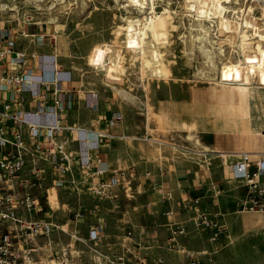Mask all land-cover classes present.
<instances>
[{
    "label": "rangeland",
    "instance_id": "1",
    "mask_svg": "<svg viewBox=\"0 0 264 264\" xmlns=\"http://www.w3.org/2000/svg\"><path fill=\"white\" fill-rule=\"evenodd\" d=\"M149 1H154L160 20L152 23L157 42L148 30L145 45H152L150 51L159 53V61L152 60L148 54L143 57L139 49H134L136 45L125 42L123 30L127 22L136 20L138 28L146 29L149 22L145 18L149 14L139 12L136 7H126L124 0H0V18L6 25L13 26L27 21L45 23L63 63L78 73L86 88L113 96L120 102L127 109L126 119L143 126L146 133L143 138L160 146L162 157L171 159L182 155L199 161L207 169L211 166L221 169L223 157L216 152L203 155L204 150L264 151V53L258 61L252 59L248 65L243 50L246 42L241 37V32L249 38L252 35L250 42L264 47V0L223 2L227 8L228 29L223 25L222 16L215 14L212 0H198L197 10L192 12L188 10L187 0ZM201 6L212 9L214 18H199L197 12ZM100 48L106 50V59L113 57L118 61L121 58L124 71L98 68L94 58ZM242 60L240 72L243 75L238 79L249 85L229 91L230 85L221 82V68ZM248 66L254 68V75L247 70ZM155 67L160 72L158 75L153 73ZM185 125L191 126L190 130ZM132 171L137 179L136 170ZM231 187L236 188V185ZM124 194L123 187L118 189L114 209L91 195L79 198L74 193L59 198L68 206L57 205L55 194L50 200L46 193L40 195L44 210L59 224L65 220L76 221L80 204L84 205L85 210L81 212L85 238L76 246L70 264L192 263L193 259L180 249L194 253L200 264L210 261L264 264V241L259 235L249 240L257 237L255 231L234 233V243L229 246L226 243L233 240L226 235L211 243V230L197 223L201 220L199 213L190 229L177 223L169 225L167 214H153L144 203L140 205L142 202L137 197L129 200L122 196ZM62 207L65 212H61ZM224 216L208 217L227 227ZM100 218L105 220L102 238L92 241L90 231ZM180 226L184 234L178 235L176 244L171 240ZM199 230H205L201 232V242L196 240L200 237ZM246 239L256 242L259 248L247 245L249 255L241 259L236 249L239 242ZM228 250L231 254H227Z\"/></svg>",
    "mask_w": 264,
    "mask_h": 264
},
{
    "label": "built area",
    "instance_id": "2",
    "mask_svg": "<svg viewBox=\"0 0 264 264\" xmlns=\"http://www.w3.org/2000/svg\"><path fill=\"white\" fill-rule=\"evenodd\" d=\"M21 35L26 36L24 32ZM0 41V264H70L76 246L63 242L66 231L44 210L37 192L45 190L50 197V187L43 184L46 164L60 176L54 187L64 186L62 177L72 170L74 161L68 151L69 135L76 132L79 140L86 138L85 130L64 124L65 115L75 104L67 87L70 73L58 69L54 56H29L16 49V38L8 30L1 31ZM31 60L37 64H31ZM47 70L53 75L48 76ZM90 95V106L96 109L97 94ZM121 119L122 115L116 113L110 124ZM104 136L98 133L91 142L93 146H98ZM80 163L91 174L90 160L82 158ZM228 169L234 179L242 180L246 190L238 201L239 209L264 214V151L241 152ZM106 172V166H101L93 174L99 177ZM135 179L132 170H115L111 178L92 181L86 190L94 198L116 206L118 189L123 187L126 197H132ZM198 204L199 199H195L186 207L196 208ZM196 211L201 219L197 223L211 230V243L227 235L225 225L199 208ZM103 228V223L96 225L89 239H101ZM182 228L174 231L171 242L177 244L178 235L184 234ZM180 251L193 259L190 264H200L194 253Z\"/></svg>",
    "mask_w": 264,
    "mask_h": 264
},
{
    "label": "crops",
    "instance_id": "3",
    "mask_svg": "<svg viewBox=\"0 0 264 264\" xmlns=\"http://www.w3.org/2000/svg\"><path fill=\"white\" fill-rule=\"evenodd\" d=\"M4 30L10 31L12 36H15L16 49L24 51L29 56L32 53L54 56L58 69L70 73L71 81L67 87L72 91L71 98L75 104L73 109L65 115L64 124L85 130L86 138L79 140L76 132L69 135L68 151L74 157V161L72 162V170L62 177L64 186L54 187V182L60 176L53 172L49 164L45 165L46 176L43 184L50 187V197L53 194L56 195L57 205L68 206L67 202L59 200L61 197H69L74 193L79 198L89 195L86 187L90 182L107 180L111 178L115 170L135 169L137 179L134 180L136 182L133 181L132 188L135 185L133 195L128 198L126 194L122 196L129 200L137 197L142 202L140 205L143 206L144 203V206L151 209L153 214H167L166 222L168 221L169 225L177 223L189 227V229L192 228L194 218L197 215L196 208H199L201 211L208 212L210 217L212 214L225 215L223 221L228 229L226 238L233 240L234 233L237 235L238 232L253 230L257 237L254 236L249 240L259 238V235L264 241V214L248 213L239 209L238 201L244 196L246 190L242 186V182L234 179L228 169V165L237 160L239 153L263 151L227 152L224 154L225 156L220 155L223 157L221 169H215L213 166L207 169L208 167L202 166L199 161L194 159L192 161L190 157L182 155L166 159L162 157L160 146L147 141L148 138L147 140L143 138V135L146 134L143 126H138L126 119L127 109L120 102L113 96L108 95L107 97L105 93L86 88L78 73L63 63L60 53L52 41L51 30L45 23L27 21L19 26H13L6 25L0 18V33ZM22 32L26 36L21 35ZM30 62L37 64V61L31 60ZM46 73L48 76L53 75L51 70H47ZM92 92L97 94L95 101L98 106L96 109L90 106L92 102L90 93ZM116 113H120L122 119L111 125L110 121ZM98 133L105 134V136L101 140L99 139L98 146H93L91 142L95 140ZM152 141L156 140L152 139ZM82 158L90 160L91 174H88L89 172L81 166ZM101 166H106L107 172L96 177L93 173ZM231 185H236V188L231 187ZM37 192L39 196L46 193L45 190L39 189ZM167 195L171 197L169 198ZM195 199H199L198 207H186L187 203ZM96 200L109 204L111 208H113L112 205L114 206L111 201ZM82 204H80L76 221L65 220L61 224L57 223L66 231L62 235L64 243L78 246L85 238V223L83 212H81L85 209ZM63 208L65 207L61 208L63 210L61 212H65ZM169 212L173 214L169 215ZM103 221L105 220L100 218L96 225ZM202 231L205 230H201L198 234L200 235L196 239L198 242H201ZM205 235H207L206 232ZM249 240H242L237 246L236 252L241 259L249 255L246 251L247 245L257 246L256 242L251 243ZM192 241L194 242V240ZM221 241L223 242V240ZM233 243L234 240H229L226 244L229 246ZM181 244H184L182 239ZM228 253L231 254V250H228Z\"/></svg>",
    "mask_w": 264,
    "mask_h": 264
},
{
    "label": "bare ground",
    "instance_id": "4",
    "mask_svg": "<svg viewBox=\"0 0 264 264\" xmlns=\"http://www.w3.org/2000/svg\"><path fill=\"white\" fill-rule=\"evenodd\" d=\"M206 1V0H205ZM213 1V8H215V14L218 13L219 16H222V21H223V25H225L226 29H228V25H229V22L228 20L225 19L226 17V12H227V8L223 6V2H225L226 0H212ZM126 7H136L138 8L139 12H146L148 11V14H149V17H146L145 19L149 22V26L145 29V28H138L137 27V24L136 20H129L127 23V26L124 27V32H125V42L127 43H130V44H133V45H136L134 46V49L137 50L139 49V52L141 53V55L143 57L147 56H150L152 60H155V61H159L158 58H159V53L155 50L153 51H150V47H152V45H145L146 43V38H147V31L150 30L152 35H153V38H154V41H156V34L154 32H152V26L155 27V25H152V23H156L157 21H159L160 19V16L158 15V13L156 12V9H155V5H154V1H152V3H150L149 0H124ZM165 2V1H164ZM188 2V10L189 12H192V11H196L197 10V4L199 3L198 0H187ZM202 3V2H200ZM118 5V4H117ZM206 5V3H204V6ZM204 6H201V7H198L200 8L198 10V16L199 18H209L212 19L214 17H211L212 13V9H204ZM211 7V6H210ZM5 8V7H4ZM3 8V9H4ZM219 10V11H218ZM2 11V10H1ZM232 11V10H231ZM138 12V13H139ZM127 14V13H126ZM165 15V14H164ZM129 18V17H128ZM244 18V17H243ZM207 20V19H206ZM126 22V21H125ZM251 22V21H250ZM249 22V23H250ZM143 23V22H142ZM126 24V23H124ZM254 25V24H253ZM141 26V25H140ZM237 28H240V26H238ZM253 30V29H252ZM245 31H248V30H245ZM245 32H241V37L243 38V41H245L246 43H243V50L245 51V62L249 65V63L251 62V60L253 59L255 62L258 61V59L261 58V54L264 53L263 52V46H261L259 43L257 42H250V38L248 37V35L244 34ZM256 36V35H255ZM226 38V37H225ZM261 40V39H260ZM152 41V42H154ZM249 41V42H247ZM157 42V41H156ZM239 44V43H238ZM109 46V45H108ZM263 47V48H262ZM155 48V46H154ZM246 48H251L252 50L248 51L246 50ZM113 49V48H112ZM241 49V47H240ZM248 51V52H247ZM105 52L106 50L104 49H99L95 55V58H94V61H95V65L98 67V68H103L104 70L105 69H114L115 71H119V72H123L124 70L122 69L121 70V65H120V61H121V56H120V50H118L116 53H117V57H119L118 61H115L113 60V57L112 58H109V59H106L105 58ZM241 53V52H240ZM115 57V56H114ZM147 58V57H146ZM241 64V65H240ZM261 64V63H259ZM243 65V60L241 62H238V63H235V64H231V65H224L222 68H221V71H220V79H221V82L222 83H225V84H228L230 85V89L229 91H237L240 86H243L242 88H245L246 85H249V84H245L243 83L242 81H240L238 78L239 76L243 75V72L241 71L240 72V68L241 66ZM123 67V66H122ZM248 71L251 72V75H254V68H252L251 66H248L247 68ZM114 73V72H113ZM111 73V74H113ZM153 73L155 75H158L160 72L156 69H154ZM106 74V73H105ZM108 74V73H107ZM123 74V73H121ZM120 74V75H121ZM117 75V74H116ZM151 75V74H150ZM236 75V76H235ZM112 81V80H111ZM240 81V83H239ZM254 83V82H253ZM255 84H258L257 82ZM238 85V86H237ZM260 85V84H258ZM232 87L234 88H237V89H233ZM117 88V87H116ZM119 89V88H118ZM124 90V89H123ZM119 91V90H118ZM117 92V91H116ZM121 92V91H120ZM127 93V92H126ZM121 95V94H120ZM124 95V94H123ZM127 95V94H126ZM124 97V96H123ZM264 105V104H263ZM263 107V106H262ZM258 114V113H257ZM261 124V123H260ZM264 124V123H263ZM187 126V125H185ZM187 128H191V126H187ZM113 138V137H112ZM154 138V137H153ZM157 141V140H156ZM160 143V142H159ZM197 146V145H196ZM180 147V146H178ZM188 148V147H187ZM198 148V147H197ZM203 148V147H202ZM194 150V149H193ZM182 151V150H180ZM201 151V150H200ZM189 152V151H188ZM191 152V151H190ZM213 152H216L220 155H224L225 151H211L210 149L209 150H204L203 151V155H208L209 153H213ZM187 153V152H186ZM195 153V152H194ZM198 153V151H197ZM232 153V152H231ZM238 153V152H237ZM200 156V155H198ZM225 156V155H224ZM206 161V160H205ZM239 181L242 182V180L238 179ZM55 197V196H54Z\"/></svg>",
    "mask_w": 264,
    "mask_h": 264
}]
</instances>
